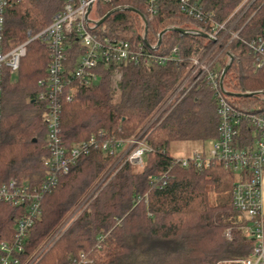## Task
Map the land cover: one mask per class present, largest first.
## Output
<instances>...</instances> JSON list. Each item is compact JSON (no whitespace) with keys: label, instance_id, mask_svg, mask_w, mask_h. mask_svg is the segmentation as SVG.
<instances>
[{"label":"trees","instance_id":"1","mask_svg":"<svg viewBox=\"0 0 264 264\" xmlns=\"http://www.w3.org/2000/svg\"><path fill=\"white\" fill-rule=\"evenodd\" d=\"M252 0H197L207 18L198 20L182 12L178 0H161L156 17L148 19L144 0H97L99 20L116 8L97 26L103 35L116 36L133 44L147 41L160 51L179 48L182 60L166 65L121 66L122 78L114 87V66L99 65L98 81L81 86L71 100L64 99L61 112V138L70 146L105 131L110 136L129 138L142 130L159 105L185 74L190 57L209 54L213 69L221 73L232 62L223 79L225 90L251 93L227 96L238 109L264 113V67L239 39L224 37L214 42L194 32L210 34L211 22H228L239 16ZM63 0H14L6 9L5 38L11 48L48 26L62 10ZM94 7V6H93ZM93 9V8H92ZM264 27V0H253L234 24L241 37L255 38ZM183 28L188 33L173 30ZM146 40V41H145ZM80 47L67 51L71 67ZM49 52L40 41H32L14 76L5 78L2 94L0 140V182L25 180L44 175L47 126L43 120L45 102L38 99V81L45 78ZM117 96V97H116ZM217 98L201 79L156 127L147 130V141L166 154H147L144 165L125 164L98 191L80 216L46 252L38 264H72L83 251L89 264H237L247 257L253 238L243 233V219L234 208L233 189L242 178L214 162L201 170L194 165L173 164V145L192 142L205 147L218 137ZM256 131L244 121L238 136L241 148L253 147ZM36 139L34 142L33 140ZM111 159L100 147L82 156L71 170L60 177L59 185L42 202V214L29 230L27 251H36L66 220L68 214L89 196L107 173ZM169 171L163 188L151 184L153 177ZM148 195V202L143 197ZM142 197L139 201L138 198ZM23 210L0 203V242L10 240ZM232 230V239L225 236Z\"/></svg>","mask_w":264,"mask_h":264},{"label":"built area","instance_id":"2","mask_svg":"<svg viewBox=\"0 0 264 264\" xmlns=\"http://www.w3.org/2000/svg\"><path fill=\"white\" fill-rule=\"evenodd\" d=\"M97 0H63L62 10L53 16L52 22L38 31H29V38L18 45L7 48L5 38L6 9L14 0H0V140L2 119V94L5 78L14 75L19 69L21 60L27 54V47L32 41H40L49 52V64L45 78L38 81L40 87L37 97L45 102L43 120L47 126V157L44 160V175L38 181L18 180L15 178L0 182V203L22 209L16 222L14 236L0 242V264H38L43 255L64 234L70 225L80 216L91 201L92 195L85 198L68 215L62 225L47 238L34 252L27 251L29 230L42 214L44 197L53 192L60 182V177L67 174L79 159L88 155L93 148L100 147L111 159L109 171L100 181L105 185L125 164L143 166L147 154H166L165 148H155L147 141L146 132L156 128L181 102L189 91L201 79H205L217 98L219 116L218 137L208 141V148L194 150L188 155L173 154L172 163L182 167L194 165L201 170L214 162H222L233 172L240 174L241 179L233 189L234 208L243 219L242 230L246 237L253 238L254 245L250 254L236 260L237 264H264V210L262 197V180L264 177V113H248L238 109L228 99L221 88L222 74L213 69V60L209 54L196 53L190 57L185 74L168 93L164 101L146 126L129 138H117L98 130L89 138L68 146L61 138V112L64 99L71 100L78 87L91 86L98 81L96 70L99 65L114 66L118 73L122 65L141 66L166 65L179 62L182 57L179 48L160 51L156 45L145 42L133 44L116 36L103 35L96 30L97 26L87 17L90 4ZM149 19L156 17L160 10L161 0H144ZM179 8L185 14L198 20L207 15L197 0H178ZM228 22H211L210 36L212 41L220 42L230 36V41L239 39L252 54L258 67H264V27L255 38H243L240 31L234 32ZM73 45L80 47L77 62L73 67L67 64V51ZM244 121L256 131L253 147L241 148L237 143L240 128ZM163 171L151 180V184L163 188L169 171ZM94 197V196H93ZM142 197H139L140 201ZM148 202V195L144 197ZM225 236L231 240L229 228ZM91 259L81 251L72 264H89Z\"/></svg>","mask_w":264,"mask_h":264},{"label":"rangeland","instance_id":"3","mask_svg":"<svg viewBox=\"0 0 264 264\" xmlns=\"http://www.w3.org/2000/svg\"><path fill=\"white\" fill-rule=\"evenodd\" d=\"M253 1V0H252ZM252 1H250L249 2V4H251L252 3ZM249 4L243 9V11L239 14V16H237V17H234V19L231 21V23H229L228 24V26H230V25H233L232 27H233V31L234 32H236V31H239L240 29H242V28H240V29H238V30H236V29H234V24L238 21V19L240 18V16H242V14L248 9V7H249ZM89 18H90V20L92 21V22H97L98 20H99V18L97 17V13H96V4H94V7H93V9L91 10V12H90V14H89ZM149 19V18H148ZM240 33H241V31H240ZM241 35V34H240ZM226 37H230L229 36V34H228V36H226ZM15 75V74H14ZM14 75H12V76H14ZM121 78H122V70L120 69L119 70V72L118 73H115L114 72V74H113V82H114V87L117 85V83H118V81L119 80H121ZM117 97V96H116ZM47 141H46V144H45V148H46V150H47ZM173 147V154H175V155H188V154H190V153H192L194 150V148H196L197 147V145L195 146V144L194 143H192V142H178V143H174V145L172 146ZM205 148L207 149L208 148V146H207V144L205 145ZM138 168H142V166H138V165H136ZM110 167V166H109ZM109 167L107 168V173H108V171H109ZM106 173V174H107ZM38 176H39V174H35V175H33V176H31L30 178L28 177V178H26L25 180H31V181H38L39 179H38ZM100 183L101 182H98L97 183V185L95 186V188L91 191V193L89 194L90 196L92 195V198H91V200L93 199V196H96V194L98 193V191L100 190V189H102V187L104 186V185H102V186H99L100 185ZM90 201H88V203H89ZM87 206H88V204H87ZM70 214V213H69ZM68 214V215H69ZM68 217V216H67Z\"/></svg>","mask_w":264,"mask_h":264},{"label":"water","instance_id":"4","mask_svg":"<svg viewBox=\"0 0 264 264\" xmlns=\"http://www.w3.org/2000/svg\"><path fill=\"white\" fill-rule=\"evenodd\" d=\"M92 8H93V4L91 3L90 6H89V9H88V12H87V17L89 16V14H90ZM121 9H129V10H131V11H134V12L140 14V15L142 16L144 22H145V31L147 32L148 27H147V19H146V17L143 16V14H142L140 11H138L137 9H135V8H133V7L116 8V9H114V10L108 12L103 18H101V19L98 20L97 22H94L95 25H96V26L101 25L102 23H104V22L108 19V17H109L110 15H112L114 12L119 11V10H121ZM168 30H172V28L166 29V30H164L163 32H161V34H160V39H159V41H158V43H157V45H156V48L160 47V45H161V43H162V37H163V35H164ZM173 30L178 31V32H181V33H188V31L185 30V29H183V28H174ZM194 33H196V34H198V35H201V36H203V37H205V38H208V39L213 40V38H212L209 34H207V33H204V32H201V31H197V32H194ZM145 41H146V40H145ZM146 43H147V41H146ZM231 62H232V57L230 58V62H229V64H228L227 68L223 71V74H222L221 88H222L223 92H224L225 95H227V96H241V95L248 96V95H251V93H233V92H229V91L225 90V88H224V86H223V79H224V77H225V74H226L227 69L229 68ZM33 141L35 142L36 139H34Z\"/></svg>","mask_w":264,"mask_h":264},{"label":"crops","instance_id":"5","mask_svg":"<svg viewBox=\"0 0 264 264\" xmlns=\"http://www.w3.org/2000/svg\"><path fill=\"white\" fill-rule=\"evenodd\" d=\"M198 148H201V146H197L196 148H194L193 150H196ZM205 148V147H204ZM206 149V148H205ZM262 197H263V210H264V177H263V180H262Z\"/></svg>","mask_w":264,"mask_h":264}]
</instances>
